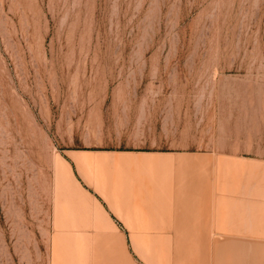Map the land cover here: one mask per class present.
Returning a JSON list of instances; mask_svg holds the SVG:
<instances>
[{
	"label": "rangeland",
	"instance_id": "rangeland-1",
	"mask_svg": "<svg viewBox=\"0 0 264 264\" xmlns=\"http://www.w3.org/2000/svg\"><path fill=\"white\" fill-rule=\"evenodd\" d=\"M0 264H264V0H0Z\"/></svg>",
	"mask_w": 264,
	"mask_h": 264
},
{
	"label": "bare ground",
	"instance_id": "bare-ground-1",
	"mask_svg": "<svg viewBox=\"0 0 264 264\" xmlns=\"http://www.w3.org/2000/svg\"><path fill=\"white\" fill-rule=\"evenodd\" d=\"M116 161V160H115ZM114 161V162H115ZM117 162V161H116ZM115 162V163H116ZM116 166V165H115ZM89 168H90V170H92V171H94L95 169H93L92 167H90L89 166ZM88 168V169H89ZM89 171V170H88ZM96 171V170H95ZM90 172V171H89ZM90 174H92L91 175V177H92V180L94 181V186H95V189H96V191L97 192H99L101 195H102V197L104 198V199H106L107 201H108V203L110 204V206H111V208L113 209H115V210H117V212H118V214L121 216V217H123V219L124 220H126V222L127 221H131L132 220V222H133V219H135V220H137V219H141V218H143V216H145V215H141L140 216V214L141 213H135V212H131L129 209H127V208H123V202L121 201V200H119V199H116L115 200V197H114V200H110L109 199V195H110V192H109V189H108V187H110L109 186V183L106 181V180H103L102 179V177H100V176H98V175H96L95 174V172H93V173H91L90 172ZM114 179H115V177H114ZM114 186V188H115V185H113ZM133 192H134V190H133ZM113 193H115V190H114V192ZM90 195V197L89 196H86L87 197V199H88V201H90V202H92L93 203V205H94V208L96 209V212H97V215H98V217L103 221V222H105L106 223V225H107V231H106V236L107 237H109L110 239H117V238H120V230H119V228L113 223V221L111 220V218H110V216H109V214H108V212L105 210V208L103 207L104 205H102L101 204V202L97 199V198H95L94 196H92V194H89ZM173 195V194H172ZM172 195H171V197H172ZM113 196H115V195H113ZM132 198H133V196H132ZM133 200V199H132ZM140 202V201H139ZM138 202V203H139ZM171 202H172V198H171ZM133 204V203H132ZM140 205V204H139ZM173 207V206H172ZM172 207H171V209H172ZM113 209V210H114ZM134 209V208H133ZM114 218V217H113ZM144 218H146V217H144ZM172 220V219H171ZM143 221V220H142ZM116 223V222H115ZM130 224V222L129 223H127V225H129ZM133 225V224H132ZM144 225V224H143ZM145 232V231H144ZM143 232V233H144ZM147 233V232H146ZM149 233V232H148ZM162 233V232H161ZM150 234V233H149ZM158 234V233H157ZM160 234V233H159ZM162 235V234H161ZM134 241V240H133ZM136 241V240H135ZM136 243V242H135ZM139 243V242H138ZM136 246H138V245H136ZM136 249H137V247H136ZM211 250V249H210ZM208 255V254H207Z\"/></svg>",
	"mask_w": 264,
	"mask_h": 264
},
{
	"label": "crops",
	"instance_id": "crops-1",
	"mask_svg": "<svg viewBox=\"0 0 264 264\" xmlns=\"http://www.w3.org/2000/svg\"><path fill=\"white\" fill-rule=\"evenodd\" d=\"M136 222V221H135ZM138 223L137 224H140L141 222L140 221H137ZM140 222V223H139ZM114 223V222H113ZM115 224V223H114ZM142 224H144V225H142V226H144V227H148V228H152V229H155L156 228V230H146L144 233H145V236L146 237H152V235H155V237H157V238H161V237H166L167 236V233H166V226L165 225H158L157 223H155L154 225H152L153 224V222L152 221H145L144 223H142ZM118 228H119V226L117 225V224H115ZM138 227L140 226V225H137ZM162 228V229H161ZM119 230H120V228H119ZM147 232V233H146ZM150 234H149V233ZM162 232V233H161ZM158 233V234H157ZM160 233V234H159ZM162 234V235H161ZM109 238V237H108Z\"/></svg>",
	"mask_w": 264,
	"mask_h": 264
}]
</instances>
